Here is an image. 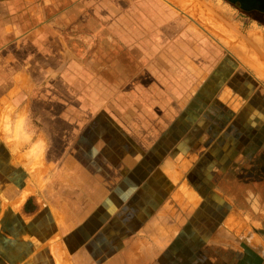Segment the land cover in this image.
<instances>
[{"label":"crops","instance_id":"1","mask_svg":"<svg viewBox=\"0 0 264 264\" xmlns=\"http://www.w3.org/2000/svg\"><path fill=\"white\" fill-rule=\"evenodd\" d=\"M72 2L34 0L0 49V144L27 174L0 187V264H264L262 40L251 68L162 0Z\"/></svg>","mask_w":264,"mask_h":264},{"label":"rangeland","instance_id":"2","mask_svg":"<svg viewBox=\"0 0 264 264\" xmlns=\"http://www.w3.org/2000/svg\"><path fill=\"white\" fill-rule=\"evenodd\" d=\"M31 1L32 2H29V0H0V49L3 48V39H7L8 41L10 39L19 38L22 34L25 35L29 33V28L42 21V18H39L40 20L36 19L37 16L30 12L29 5H32L34 0ZM127 1L128 0H87V5H90L87 7L92 10L91 8L93 7L102 6V11L106 13L108 11V7L120 8L121 6H124ZM162 1L176 9L183 16L190 19L193 23V27L198 30L199 36L202 35L203 37L210 38L213 41L215 47H221L224 51H230L231 53L238 56L241 60L243 59L247 65L253 68V66L251 65V57L254 56V45L252 43V40L253 38L261 39L264 44V18L258 16L260 18V22L256 21L253 17L244 13V11H242L241 9L230 5L224 0ZM41 3H45V0H37L36 4L38 5V7H40L39 5H42ZM54 4L56 7L55 9H64L68 8V6L73 4V2L72 0H54ZM54 12H50L48 9L43 10L45 18H52L51 15L54 16L56 13ZM77 21V15L73 16V20L70 22L71 26L76 25ZM16 27L20 29H16ZM67 32L68 34H70V41L75 42V45L71 46L70 48L76 54L80 51L82 53L93 55L95 50H102V52L106 53H109L112 50V47L109 48V45L95 46L93 44V40L89 39L88 37L81 40L76 38L78 32V30L76 29L73 31H68L67 29H65L61 33L66 35ZM225 32L228 34H226ZM87 33L92 34V29H87ZM11 48L13 49L12 52L16 54V56L12 57L13 59L15 58V60L20 59L21 55L28 52L27 46H11ZM258 48L259 47H257V49ZM256 53L260 54L259 50H257ZM117 54L118 55L116 56L119 57L118 61H106L105 63L108 65V67L110 65H117L116 69L120 70L121 67L127 62H125L126 57L124 56L125 54H123V51L119 50V53ZM120 54L122 56H119ZM93 65L94 63H91V65L89 66L91 68H94ZM262 79L263 80L260 83L262 84V86H264V78ZM118 105L119 107L122 106L120 103ZM114 112H117L121 116L125 117V113L127 111L124 107H122ZM147 112L149 111H146L145 114H147ZM133 113L136 114L135 111ZM128 115L131 116L129 112ZM9 126V124L5 125L6 132L10 131ZM139 128L143 127L139 125ZM2 151V146L0 144V187L7 189L8 192H10L14 189L13 186L15 184L19 185V183L21 184V182H24L27 174L23 170V168H16L15 170L8 168V161H10V157L8 156V154H4ZM260 164L264 165V158H262ZM262 234L263 236H259V240H261V245H264V233ZM5 240L8 241L5 238L3 239V241L2 239H0V245L8 244L7 242H5ZM12 256L15 260H20V258H25L26 255L18 254Z\"/></svg>","mask_w":264,"mask_h":264},{"label":"water","instance_id":"3","mask_svg":"<svg viewBox=\"0 0 264 264\" xmlns=\"http://www.w3.org/2000/svg\"><path fill=\"white\" fill-rule=\"evenodd\" d=\"M244 12L258 11L264 13V0H224Z\"/></svg>","mask_w":264,"mask_h":264},{"label":"flooded vegetation","instance_id":"4","mask_svg":"<svg viewBox=\"0 0 264 264\" xmlns=\"http://www.w3.org/2000/svg\"><path fill=\"white\" fill-rule=\"evenodd\" d=\"M247 13H249V15L251 17H253L256 21H259V22H260V18L258 16H260L261 18H264V13H261L258 11H251V12H247Z\"/></svg>","mask_w":264,"mask_h":264},{"label":"bare ground","instance_id":"5","mask_svg":"<svg viewBox=\"0 0 264 264\" xmlns=\"http://www.w3.org/2000/svg\"><path fill=\"white\" fill-rule=\"evenodd\" d=\"M214 8V7H213ZM220 11V10H219ZM218 13V12H217ZM217 15V14H216ZM222 16V15H221ZM221 18V17H220ZM222 25V24H221ZM224 27V26H223ZM227 30V29H226ZM228 32V31H227ZM226 33V32H225ZM225 33H224V35H225ZM226 34H228V33H226ZM253 41V40H252Z\"/></svg>","mask_w":264,"mask_h":264},{"label":"trees","instance_id":"6","mask_svg":"<svg viewBox=\"0 0 264 264\" xmlns=\"http://www.w3.org/2000/svg\"><path fill=\"white\" fill-rule=\"evenodd\" d=\"M244 13H246V14H248V15H249V13H247V12H244Z\"/></svg>","mask_w":264,"mask_h":264}]
</instances>
